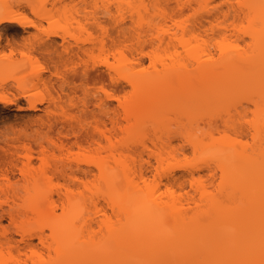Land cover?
I'll return each instance as SVG.
<instances>
[{
	"label": "bare ground",
	"instance_id": "6f19581e",
	"mask_svg": "<svg viewBox=\"0 0 264 264\" xmlns=\"http://www.w3.org/2000/svg\"><path fill=\"white\" fill-rule=\"evenodd\" d=\"M89 1L97 4V0ZM222 1L224 4L230 0ZM194 2L200 9L210 4L209 0H177V12L182 14L185 8L195 9ZM106 4L101 5L104 11L99 5L90 9V13L94 12L91 16L86 13L89 10L86 5L81 9H70L71 12L66 9L60 17L46 9H37L31 3L26 9L18 6L0 10V28L8 23L21 29L20 39L8 37L5 43L0 33V48L8 49L0 54V72H17L19 66L30 65V71L21 77L16 93L9 95L6 91L9 81L2 79L0 102L4 108L15 105L20 109L19 102L24 99L33 110L41 109L40 105L45 104V109L42 107L45 114L13 118L3 121V127L0 126V264H43V248L55 250L56 264H68L79 255L94 260L103 256L124 262L138 261L139 264H148L165 256L170 262L179 264L194 256H199L198 264L258 262L264 239V0L228 3L227 9L214 4L209 6L215 9H211L212 12L204 8L207 17L197 14L193 23L183 28L182 36L178 38L182 50H176L169 61L155 58L163 70L131 82L134 104L130 105L124 103L120 86L125 78V43L132 36L128 34L125 19L130 17L133 21L139 10L129 9L133 11L127 18L121 12L118 15L122 19L117 21V18V22L109 24L112 18L104 16L117 14L109 7L110 3ZM121 6L116 8L118 12ZM28 7L36 18L29 16ZM100 10L103 18L110 21L105 23L101 14L98 15ZM232 11L234 21L231 20L230 25L228 22L227 26L224 20ZM221 14L226 17L224 20L220 19ZM75 15H79V19ZM82 15L86 17L81 18L83 21ZM115 15L112 20L116 19ZM43 19L51 20L50 26H53L46 37L31 30L41 29ZM244 19L248 26L235 29ZM208 32L212 34L208 35ZM240 32L244 35L241 37L247 34V38L252 39L249 38L251 43H248L246 37L241 38L246 40V47L230 41L233 35L239 37ZM205 34L207 38H204ZM177 35V32L156 35L151 43L159 48L164 44L171 46ZM19 54L26 62L17 65ZM96 74L99 85L93 82ZM12 78L19 79L17 74ZM40 85L45 86L43 90L30 93L31 86L38 90ZM242 101L249 105L252 102L255 109L246 103V106L241 105ZM234 103L242 107L237 105L236 108ZM52 106L62 112L57 115L56 109L55 114ZM230 107L242 110L236 112L231 108V111ZM247 107H250L251 116L247 115ZM224 109L228 111L223 112ZM225 112H228L227 116ZM172 113L179 118L185 115L192 123L199 117L198 120L214 126L221 119L223 127H219L227 128L226 132L234 129L239 133L236 135L241 136L231 137L229 133L234 130H230L226 137L223 136L226 141L216 138L217 141L211 132V135L202 132L207 139L204 134H197L196 138L188 131V134L178 133L186 142L190 141L187 143L194 145L197 152L207 146L211 149L213 145L216 149L215 143L219 142L216 154L211 150L214 154L210 155L209 149L204 155L201 153L210 157L209 161L221 159L218 163L213 162V165L217 164L216 169H220L222 178L216 193L210 189L213 185L209 186L216 171L209 174L212 175L208 179L212 181L210 184L202 171L199 173L200 169L196 170L197 174L189 170L186 176L176 173L185 177L184 181L178 177L176 182L163 183L164 175L160 172L161 180L157 174L158 180L154 178L150 183L141 167L138 178L143 185L133 177L138 174H134L137 172L135 166L124 158V121L135 117L145 122L152 117L155 132L159 130L152 140L153 147L162 144L159 152L167 157L166 151L171 155V150L162 148H172V139L176 136L169 135L171 133L166 129ZM252 114L253 118H246ZM209 119L211 123L207 122ZM198 120L197 127L200 128L199 123L201 125L203 121ZM80 134L82 139L72 140ZM248 134L253 141L249 143L247 139V143L240 145L238 140L242 141V135ZM162 135L167 137L164 139ZM198 147L202 149L198 151ZM152 148L151 153L158 147ZM157 151L152 156L156 162L158 160V165L155 164L158 170L163 163L161 153ZM210 164L208 167L212 171L214 167ZM160 169L158 172L162 171ZM185 181H190L191 191H182ZM53 191L57 198L52 195ZM100 197L103 200L97 201ZM108 207L118 217V226L106 219ZM82 220L84 224L80 225ZM96 220L107 228L105 241H94L93 236L89 240L83 238L81 228L88 225L89 232L95 231ZM45 227H50L52 232L47 234Z\"/></svg>",
	"mask_w": 264,
	"mask_h": 264
},
{
	"label": "rangeland",
	"instance_id": "374dc122",
	"mask_svg": "<svg viewBox=\"0 0 264 264\" xmlns=\"http://www.w3.org/2000/svg\"><path fill=\"white\" fill-rule=\"evenodd\" d=\"M86 1H89V0H0V10L3 9V8L16 9L18 6L20 8L21 7L23 8L25 6L24 8L26 9V5L29 6V4L31 3L37 9L38 8L46 9L47 12H50L51 11L52 14L55 13V15L57 17L58 16L60 17V15L62 16V14L66 12V9H67L68 12H71L74 8L77 9L79 7L81 9V8H83L86 5L85 6L86 9L87 8L89 9V10H87L88 12H86V13L91 16L92 13H90L91 12L90 9H94V6L99 5L98 7L99 8L101 7L100 9H102V7L104 8V6H101L103 3L104 4L110 3L112 6H110V4H109V7H111L112 11L115 9L116 11L114 10L115 12L114 11L113 12L116 13L117 15L113 14V17H110L108 15H105V13L103 12L104 15H105L104 17L107 16V17L113 19L114 18V15H115L116 19H114V20L111 19V21H110V20H107V19L103 18V15L101 13H102V10L104 11V9L100 10L101 12H99L98 15L100 16V14H101V16H102L103 20L105 21V23H107L106 22V20H107V21H110V23L108 22L109 24H113V21L115 23V22L119 21L120 19H122V17H120L118 15L121 12L124 13V15H126L125 17L127 18L128 16H130L129 14H131L129 12L133 11V10L130 11L129 9H131V8H133L134 10L138 9L139 10V15H137V16L135 15V17H134L135 19L133 18L134 19L133 21H132V19H130V17H128L127 19H125V21H127V23H128L127 24L128 25V30H129L128 31V34L129 35L131 34L132 36L125 43L124 50H125V53H126V56H127V58H126V69H125V78L121 81L120 86L122 88L121 94H122L124 103L126 105H130L131 103L134 104V101H133L134 100V95L132 93V83L131 82L133 80H136V81L138 80L139 81V80L145 79L147 77H151V76L155 75L157 72H161L163 70L162 64L160 62L156 61L155 58L156 57H159V58L162 57V58H165V60L167 59L169 61V57L174 56L176 50H180V51L182 50V47L180 46L181 43H179L178 38H180L182 36L183 28L186 25H188V24L190 25V24L193 23V20L197 16V14L199 16L206 15V16H202L203 18H205V17H207V13H206L207 11L206 10L207 9H210L211 5H212V7H213L214 4H215L214 6H216L217 4H218L217 6H222L223 5V8L224 9H227L228 8L227 7L228 6V3H236L237 4V3L241 2L242 0H230L229 2H224V4H221V3H223L222 0H220V1L219 0H209V3L210 4H208V5L210 7L209 6L208 7L207 6H203L202 9H200L201 7H199V4H197L196 2H194L195 9L192 10V9H189V8H185V11L182 14H179L177 12V0H97V2H96L97 4L96 5L94 4V1H92V2L89 1V3H86ZM92 3L94 4V6H93ZM87 4H88V6H87ZM20 5H23V6H20ZM106 5H108V4H106ZM119 5H123V7L121 6L123 10L122 9H119L120 12H118V10H117ZM30 7H32V6H30ZM197 7H199V8H197ZM96 8H97V6H96ZM204 8H206V10ZM70 9H72V10L70 11ZM196 9H197V11L200 9L202 12L205 10V12H203L205 14L201 13L200 10L198 12H200L201 14L200 13H196L194 11ZM211 9L215 11L214 8H211ZM211 9H210V11L212 12ZM64 10H65V12H63ZM26 11L29 12L28 13L29 16L30 15L31 16L33 15L29 7H28V9ZM42 11H45V10H42ZM81 11L84 12L83 10H81ZM81 11L79 13H82ZM92 11H94V10H92ZM30 12H31V14H30ZM194 12L196 14H194ZM86 13H85V15H86ZM233 13H234V11H232V13L230 14V16L227 17L228 19L224 15L222 16V14H221L220 15V17H221L220 19H223V17H224V19L226 18V20H224V19L223 20H224V22L226 21V23H227L226 25L229 26L230 23L232 21H234L233 20L234 19ZM93 14H94V12H93ZM171 14L172 15H176V16H174V18H171V17H173ZM79 15H78V17L76 15L75 16L79 19ZM170 15H171V17H170ZM87 16L88 15H86V17ZM117 16H119V17H117ZM86 17L84 15H82V16H80V19L81 18L83 19V18H86ZM32 18H36L35 15H34V17L32 16ZM117 18H119V19L117 20ZM82 19H81V21H83ZM173 19H175V20H173ZM85 20L86 19H84V21ZM115 20H117V21H115ZM227 20H229V21H227ZM42 22H41L42 23L41 29L43 28V30H41L40 28H38V30L37 29H34V28H31V30L35 34L39 33V35H43V37H46L47 34H48V31L51 30V28L53 27V26H50V24L52 23V21L51 20L43 19ZM203 22L206 23V24L208 23L207 19H203ZM228 22H229V25H228ZM236 23H238V21ZM247 23H248V21L244 19V20H242V23L241 24H238L237 25V28H235V29L238 30V28L239 29H242L243 27L246 28L248 26ZM0 29H1L0 30V33L2 35V41L4 43L6 42V39L8 37L9 38L15 37L17 39H20L18 37L21 36V29H20V27L18 25L8 24L7 23V24H4L3 26H1ZM171 32H177L178 33V35H177L178 37L174 41V44L173 45L171 44V46L170 45L169 46H166L164 44V46H162L160 48L157 47V46H153L152 45L151 39L154 36H156V35H166L167 36ZM202 32L205 33L203 30H202ZM210 34H212V33L210 32L208 35H210ZM241 35H243V33L241 34V32L239 34V37L240 38L238 36H234L233 35L231 37L230 41H232V43L233 42L234 43L237 42V44H240V46H242V47L245 46L246 47L247 42L248 43H251L250 41L252 39L249 36L247 38V34H245L246 35L245 36L246 38L243 37L244 36L243 35L242 36L243 39L244 38L247 39V42L245 43L244 41H246V40L241 39L242 38ZM203 36H204V38H207L206 34L203 35ZM57 40H60V38H57ZM2 49L0 48V54H3V52L4 53L8 52V49H4V50H2ZM16 62L18 63L17 65H19V64L25 63L26 61L19 54L17 56ZM16 71L17 72H15V70L14 71H10V70L9 71H5L4 70V71L0 72V92L3 91V88H1L2 87V85H1L2 79H3V81H4V79H6V81H9V85L7 86V89H6L7 93L9 95H11L12 92H15L16 93V87L19 86V83L22 81V78L21 77L24 76L27 72L30 71V65L29 64H25L23 66H19L16 69ZM15 74L18 75V78L19 79L14 80L12 78ZM94 78H95V80L93 81L94 84L95 85H99L100 82H99L98 75L96 74ZM107 81H109V80H106V82ZM29 85H31V84H29ZM44 87L45 86L40 85L39 88H38V90H37L36 88H33L31 86V88H29L30 89V93L31 92H34V91H39V90L41 91V90L44 89ZM236 102L238 103V101H236ZM242 103L244 104V103H246V101L245 102L242 101L241 102V105H243ZM19 104H21V106H22L20 109H17L15 105H13L11 107H8V108H4L3 107L4 106L3 103L0 102V126L1 127H3L2 126V124L4 123L3 121L6 122V120L9 121V120H12L13 118H21L23 116L28 117V116H35V115H39V114H45L44 113L45 110H43V108L45 109V104H44V106L43 105H40V107L42 106L43 108L41 107V109H37V110L29 109L28 108V103H26V101L24 99H21L20 102H19ZM176 104L177 103H175V106H176ZM231 104H230V106H231ZM246 104L249 105V102H247ZM246 104H244V105L246 106ZM234 105H236V104L234 103ZM237 105L239 107L241 106L239 104H237ZM250 105L251 106L253 105L252 102L250 103ZM219 106H221V105L219 104ZM238 106L236 108H238ZM231 108H233V107H230L228 109L231 110ZM249 108H248V113L249 112L251 113V110L249 111ZM251 108H253V106ZM56 109L57 108L54 109V107L52 106V110H55L54 111L55 114H57L56 112L58 110V114L57 115H59L60 112H62V110L60 108L57 109V110ZM228 109H226V110L228 111ZM244 109L245 108L243 107V113L245 111ZM254 109H255V107L252 110H254ZM226 110L224 109L223 112L226 111ZM230 110H229V112H230ZM239 110H242V109H236L235 111L237 112ZM231 111H233V110H231ZM195 112H198V111H195ZM208 112H206V113H208ZM213 113H214V111H213ZM222 113H221V115H222ZM250 113L247 114V115H250L251 116ZM172 114L170 115V117L172 116V119L169 121L170 123L168 122L170 125L168 126V128H166V127L165 128L168 129V131L171 133L169 135H172V134L175 135L176 134V136H174V138L172 139L175 147H174V145L172 143L171 145H172V148H174L173 150H172V148H170L171 146L170 147L166 146L167 148L165 147V149L162 148V150H167V149H168V151L171 150L170 153L173 154V155L171 154L172 157H171V155L168 154L169 152H167V151H166V153H167L166 156L167 157H165L164 155H162V151L159 152V148L161 149V147H159L160 144L157 145V146H155V147H158L157 148L158 151H157V149H154L153 150L154 152L157 151V152L161 153V156H162V160L161 161H162V163L164 165L163 164H160L158 170H161L160 168H162V171L163 172L162 171H159L158 172V170L156 169V167H155L156 165L155 164L158 162V160L156 162L155 158L152 156V154H154V152L153 153L150 152L151 148L153 147V144H155V143L152 142V140H154L155 134L157 132H159V130H157V132H155V130H156L155 129V126L156 125L153 122V118L152 117H149L148 119H146L145 122H141V121H139L138 118H135V117H131L130 119L128 118L127 120L124 121V128H125L124 136H125V142H126V146H125V150H124V156H125L124 158L126 159V161H127L128 164H131L132 166H135V170L137 172L134 173V174H137L139 172L138 169L140 167H141V169H144V170H142V172L145 173L146 178H147L146 180L148 182H150V183L153 182L154 178H157V180H158V177L160 176L159 175L160 172H161L160 173L161 176L164 175V177L161 178V176H160L159 177V180L162 179V182L164 183V182H167V181H170V182H173L174 181V182H176L178 177H180L184 181L185 177L178 176V175L186 176V175L189 174V172L191 170H193V171H196L197 170L198 171V169H200L199 170L200 171L199 173L201 174V171H202V176L204 175L203 177H205V179L207 180V182H209L208 184H210V182H212V181L211 180H208V179H210V177L212 175H209V174H212V173H214L216 171V175L214 177H212L213 178V183L209 185V186L213 185V186H211L210 189L213 188V191L216 193L217 192V187L219 186L218 184L221 183L220 180L222 181V178L220 177L221 176L220 175L221 174L220 169L219 168L216 169L217 168V164L214 163L215 165H213V162L214 161L216 162L217 159L215 158V155H214L213 157L216 160L210 159L212 161L211 162V161H209V158L210 157L209 158H206L203 155H204V152H206V149L207 150L209 149V152L211 150L215 152V150H217V148H218L217 147V144L219 142H216L215 143L216 144V149H215V145H213L214 147H211V149L208 146L205 149L204 146H203V148H204L203 151L197 152L196 149L195 150L193 149V148H196V147H193L194 145L191 146L192 144L191 145L188 144L190 141H187L188 142L187 143L186 140H185V138H183V136H181V135H178V133L184 132V134H185V132L187 133V131H188L189 134H190V132H191V134H195V136L197 138V134L198 135L199 134L201 135L202 132H209V134H210V132H211V133H213L212 136L215 139L216 138H218V139L221 138L220 141H222V140L223 141H226L225 140V137H226L225 134H227V132L229 133L230 130L232 131L234 129H229V131L226 132L225 129L227 130V128H225V127L222 128L223 127V124H220L221 119L219 118L220 117L219 115H218L219 117H217V118H219L220 121H219L218 124H216V126H214L215 124H213V125L212 124H209V123H206L205 124L206 121L205 120L203 121L201 119L203 122L201 123V125L199 123V126H201L199 128V127H197V122H196V120L200 119L199 117H198V119L196 118L193 121L194 123H192V122L188 121V119L185 118L186 117L185 115H182L179 118V116L177 114H176L177 117L174 115L175 113H172ZM217 114H218V112H217ZM227 114H228V112H225V116H227ZM253 114H252V117H246V118H249V119L250 118H253ZM200 115L203 116L204 113H203V115L202 114H200ZM223 115H224V113H223ZM230 115H232V114H230ZM206 116L204 118H207L208 119V117H206ZM201 120H198V121L201 122ZM210 121L211 120L209 119L207 122H210ZM220 125L222 127H219ZM192 131L193 132L195 131L196 133L195 132L192 133ZM234 131H232L231 133H229V135H231V137H233V138L234 137H238V138L241 137V136H237L239 134L237 131H235V132ZM236 133H237V135H236ZM209 134H207V135H209ZM159 135H160V133H159ZM250 135L248 134V136H244L245 138L242 135V141L244 140V142L239 141L240 139L238 140V138L235 139V140H238V142H240L239 143L240 145L243 144V143H245V142L247 143V139H248V141L250 143V141L251 142L253 141V139H252V137ZM195 136H193V137H195ZM204 136H205V134H204ZM223 136H225V137H223ZM82 137L83 136H81V134H80L79 137H72V140H75V139L80 140V139H82ZM166 137H167V135L166 136L165 135L163 136L164 139ZM178 137H180V138H178ZM199 137L201 138L202 136H199ZM205 137L206 138H204V139H207V136H205ZM246 137H248V138H246ZM209 139H210V136H209ZM209 139H208V141L207 140L206 141L209 142V144H210ZM218 139H216V140L218 141ZM245 139H246V141H245ZM212 140L214 141V139H212ZM235 140H233L234 143H235ZM206 141H204V142H206ZM223 143H225V142H223ZM231 143H232V141H231ZM236 143H237V141H236ZM155 147H153V148H155ZM199 148L200 147L197 148L198 151L202 149V147H201V149H199ZM172 151H174V152H172ZM212 151L210 152V155L213 153ZM166 153L164 152V154H166ZM155 154H157V153H155ZM215 154H216V152H215ZM219 154H217V156ZM155 157L157 158V155ZM164 157H165L164 160H166V161L163 160ZM220 161H221V159L219 161H217V163L220 162ZM206 162H208L209 164L211 162L210 167L211 168L214 167L216 170L213 168V169H211L212 171H210V168L208 167V163L206 165L207 168L204 167L205 166L204 163L206 164ZM157 165H158V163H157ZM196 166H198V168ZM194 167H196V168H194ZM164 169H165V171L167 170L166 171V174H162V173H165ZM168 170H170V171H168ZM197 171H196V174L198 173ZM168 172H170V174ZM207 172H208V174H207ZM218 173H219V175H218ZM139 174L141 175V173H138L137 175H135L133 177L135 179H137L138 176H139ZM155 175H157V176L155 177ZM171 175H172V177H171ZM173 175L176 177V179H175V177H173ZM180 178H178V179H180ZM137 180H138L137 182H139L140 185H143L140 177ZM186 180H189V179H186ZM183 183H184V185L186 183L185 188L182 190L183 192L191 191L192 190L190 181H188V182L185 181ZM140 187L141 188L143 187V189L145 188L144 186H140ZM121 188H124V187H121ZM163 188H164V186H163ZM123 190L124 189H122L121 191H123ZM75 191H77V189H75ZM142 194L144 195V193H142ZM52 195L54 196V198H57V196H58L57 193L54 192V191H53ZM99 200L102 201L103 198L100 197V199H98L97 201H99ZM100 203L102 204V202H100ZM104 203L106 204V201ZM106 209H107V211H106V219L107 220H111L114 224H116V226H118L119 223H120L119 220H118V217L113 213V211L110 209V207H108ZM99 218L100 217L98 216V219ZM209 221H211V219H209ZM99 222L100 221H97L96 220V222L94 223V226H93V230H95L96 232L95 231H92V232L90 231L89 232L88 230L90 229V227H88V225H86L87 227L84 226L83 228H81L83 230V236H84L83 238L84 239L89 240V239H91V236H93L94 241H105L106 240V238H107V228H106V226L104 224L100 225ZM79 224L80 225L81 224L83 225L84 224V221L82 220ZM45 232L47 234H50L52 232V230H51L50 227H45ZM49 242H52L51 237H49ZM56 261H57V257H56L55 250L52 249L50 251L47 248H43V264H56ZM155 261H170V260H169V258L167 256H165V257H162V258H157ZM113 262H124V261H120L118 259L117 260L116 259L115 260L107 259L106 257H103V256H100V259H98V260H94L91 257H84V256L79 255V256H77V258H75L74 260H72L68 264H113ZM185 262H187V264H198L200 262L199 256H194L193 259L192 258L191 259H187L186 261L183 262V264H185ZM125 264H139V263H138V261L137 262L136 261L135 262H129V261H127V262H125Z\"/></svg>",
	"mask_w": 264,
	"mask_h": 264
},
{
	"label": "snow or ice",
	"instance_id": "6c2138e0",
	"mask_svg": "<svg viewBox=\"0 0 264 264\" xmlns=\"http://www.w3.org/2000/svg\"><path fill=\"white\" fill-rule=\"evenodd\" d=\"M29 23H32V21H29ZM107 95L111 96V93H107ZM113 264H125V262H113ZM148 264H179V262L153 261V262H148ZM185 264H187V262H185ZM235 264H264V239H262L261 259L258 262L257 261H243V262H235Z\"/></svg>",
	"mask_w": 264,
	"mask_h": 264
}]
</instances>
